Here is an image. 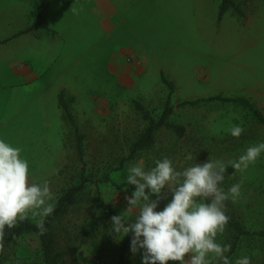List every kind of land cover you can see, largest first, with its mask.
I'll use <instances>...</instances> for the list:
<instances>
[{"label": "rangeland", "instance_id": "1", "mask_svg": "<svg viewBox=\"0 0 264 264\" xmlns=\"http://www.w3.org/2000/svg\"><path fill=\"white\" fill-rule=\"evenodd\" d=\"M112 2L118 12L106 15V26L113 29L105 38L101 31L104 28L97 22L104 16L94 4L95 8L89 10L90 33L77 28L87 24L88 12L68 7V20L75 23L76 32L71 39L75 40L74 49L63 65L71 67L66 78L73 81L74 94L64 92L63 97L71 102L69 108L82 135L83 159L77 153L75 131L62 120L61 110L57 125L52 126L53 117L51 126L44 124L42 133L0 131V138L22 149L32 182L49 180L55 202L68 186L79 182L82 171L93 181L86 184L75 205L54 225L57 246L64 253L63 264H117L125 236L117 239L111 232V219L104 207L117 215L127 210L125 198L133 190L118 189L116 185L127 183L131 163L143 159L146 167H151L154 159L167 156L179 168L182 162L183 166L192 163L184 161L189 152L196 162L208 157L227 161L264 141V125L236 105H179L220 95L245 99L264 116V0H234L235 10H228L221 20V0ZM116 25L118 28H114ZM120 47L130 48L131 52L120 56V50H125ZM118 57L114 66L112 59ZM53 75L59 76V71ZM162 75L172 89L163 83ZM168 98L172 106L169 120L183 126L185 134L177 137L161 128L149 150L128 159L131 145L146 125L136 104L158 118ZM236 123H242L245 129L239 138L227 131L230 124ZM33 138L36 148L33 143V149H27ZM233 172L231 167L226 170L222 186L227 190L231 184L242 182V193L237 200L226 201V208L241 214L247 230L264 229V154L244 173ZM105 177L108 182L103 181ZM170 199L168 193L157 211ZM87 228L88 235L84 233ZM217 240L227 243L223 234H218ZM39 249L35 234L6 240L0 262L41 264ZM241 255H249L252 264H264V240L244 238L232 259ZM125 259L129 264H141V252L133 255L129 248Z\"/></svg>", "mask_w": 264, "mask_h": 264}, {"label": "clouds", "instance_id": "2", "mask_svg": "<svg viewBox=\"0 0 264 264\" xmlns=\"http://www.w3.org/2000/svg\"><path fill=\"white\" fill-rule=\"evenodd\" d=\"M228 133L239 138L245 131L242 123L230 124ZM22 149L0 138V252L8 232L29 218L35 220L40 234L47 232L46 220L56 208L49 180L32 182L29 161ZM264 154V141L248 146L235 159L207 158L196 162L192 153L177 167L165 156L146 167L143 159L131 163L125 177L134 186L126 197L127 210L111 217V232L117 239L131 233L130 251L141 252V264H252L249 255L234 260L228 255L230 243L217 240L225 231L230 216L226 201H235L242 193V182L224 189L226 170L231 167L244 173ZM232 174V175H233ZM170 201L157 211L162 199ZM163 194V195H162ZM153 195L156 199H150Z\"/></svg>", "mask_w": 264, "mask_h": 264}, {"label": "crops", "instance_id": "3", "mask_svg": "<svg viewBox=\"0 0 264 264\" xmlns=\"http://www.w3.org/2000/svg\"><path fill=\"white\" fill-rule=\"evenodd\" d=\"M38 1L0 0V131L5 133H42L44 124L49 128L53 117L52 126L55 127L60 110L59 95L64 92L74 94L73 81L66 78L71 67L63 65L67 54L74 49L72 43L75 40L71 39L76 26L68 20L71 7H80L83 14L88 12L89 16H84L87 24L77 28L90 33L89 10L94 4L104 16L103 19L97 18L99 27L104 28L101 30L104 38L113 29L109 24L106 26V15L118 12L112 0H48L47 28L18 35L35 19ZM120 19L123 21L124 17ZM119 49H125L120 50V56L131 52L130 48ZM119 58L112 59L114 66ZM55 71H59V76L53 75ZM43 108H47V112H43ZM33 143L36 148V138L30 140L27 149H33Z\"/></svg>", "mask_w": 264, "mask_h": 264}, {"label": "trees", "instance_id": "4", "mask_svg": "<svg viewBox=\"0 0 264 264\" xmlns=\"http://www.w3.org/2000/svg\"><path fill=\"white\" fill-rule=\"evenodd\" d=\"M228 10H235L234 0H221V4L218 10V20L224 16V14ZM47 11H48V0H39L36 5V15L32 24L29 28L18 33H26L32 29L38 28H47ZM162 81L165 83L170 89H172V84L167 81L162 75ZM64 94L61 93L58 97V107L61 110L62 120H64L67 124H69L76 134V149L79 156V159H83V146H82V135L79 134L78 129L76 127L75 119L71 114L69 105L71 102L64 101ZM218 102L221 104H232L236 105L240 108H243L250 112L252 117L260 124L264 125V116L247 100L242 98H230L223 97L220 95L211 96L206 99L201 100H192V101H183L179 105L182 107L188 108H197L203 104ZM136 109L142 114L144 120L146 121L145 128L143 132L137 137L134 143L131 145L130 153L128 159H132L139 152L149 150L155 143L156 133L161 128H165L172 133H174L177 137H181L185 134V128L181 125L174 124L170 122L169 117L172 112V106L170 105L169 98L166 101L164 109L161 115L158 118H153L147 111L136 104ZM104 182H108V177L103 179ZM92 183V179L90 177H86L83 171L80 174L79 182L68 186L63 193L56 200V208L52 215H50L46 220L47 232L43 235L40 234L39 229L36 227L35 220L29 217L25 221L19 223L14 229L8 230V235L6 240L16 239L22 235L27 234H35L37 235L39 241V255H40V263L41 264H63L64 263V253L60 251L57 246L56 239L54 237V225L58 222L64 215L67 214L69 209L73 207L77 201L78 196L86 187L87 183ZM127 187L130 190L134 191L133 185H128L127 183H121L116 185V188L121 189ZM153 199H156V196L153 195ZM101 204V203H100ZM101 206H103L101 204ZM107 210V214L111 219L112 216L117 215L110 208L104 207ZM227 214L230 216L229 223L227 224L225 231L222 233L227 243L232 245L231 252L228 255L233 258L238 251V248L244 238L247 237H257L259 239L264 240V229L258 231H250L245 228V221L242 218L241 214L237 211L226 208ZM89 229H84V233L86 235L89 234ZM131 233L124 237V241L119 251L117 264H129L125 259V253L130 248L131 241ZM5 240V241H6ZM0 264H2L0 262ZM13 264H20L15 262ZM140 264V263H137Z\"/></svg>", "mask_w": 264, "mask_h": 264}]
</instances>
